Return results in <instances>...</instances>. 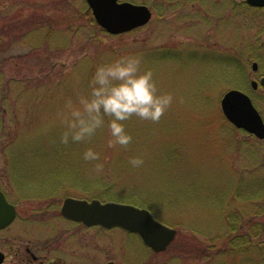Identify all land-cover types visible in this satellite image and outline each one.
<instances>
[{"label": "rangeland", "instance_id": "374dc122", "mask_svg": "<svg viewBox=\"0 0 264 264\" xmlns=\"http://www.w3.org/2000/svg\"><path fill=\"white\" fill-rule=\"evenodd\" d=\"M125 1L147 4L153 17L111 35L92 14L76 13L85 0H0V41L9 47L0 52V182L19 211L0 230L4 264H16L27 245L47 264H264V139L233 127L221 108L224 93L238 88L264 116V87H251L264 75V8ZM125 53L143 56L173 105L158 122L125 121L127 146L109 147L107 126L89 141L60 143L56 114L65 99L89 91L97 63ZM89 147L100 153L101 171L83 158ZM137 156L144 163L133 167ZM53 187L56 207L32 194ZM69 195L149 208L178 235L156 253L120 227L84 228L60 215Z\"/></svg>", "mask_w": 264, "mask_h": 264}, {"label": "clouds", "instance_id": "9594fccd", "mask_svg": "<svg viewBox=\"0 0 264 264\" xmlns=\"http://www.w3.org/2000/svg\"><path fill=\"white\" fill-rule=\"evenodd\" d=\"M143 65V56L138 53H125L97 63L89 80V91L75 99L66 98L56 114L62 126L60 143L89 141L107 126L109 147L127 146L133 137L125 121L136 116L158 122L173 105L175 96L162 92L154 71ZM83 158L97 161V171L104 167L99 162L100 153L92 147L86 149ZM143 163L140 156L130 160L133 167Z\"/></svg>", "mask_w": 264, "mask_h": 264}, {"label": "water", "instance_id": "95a60500", "mask_svg": "<svg viewBox=\"0 0 264 264\" xmlns=\"http://www.w3.org/2000/svg\"><path fill=\"white\" fill-rule=\"evenodd\" d=\"M246 2L251 6L264 7V0ZM86 3L96 23L110 34L131 31L147 24L152 18L151 9L143 3L125 0H86ZM256 65L254 62L255 68ZM260 82L264 85V77ZM256 83L252 81L254 86ZM221 107L225 116L237 127L264 138V120L247 93L239 89L227 91L221 100ZM61 214L87 226H119L135 232L155 252L165 251L177 234L175 228L158 221L149 209L129 203L67 197L62 203ZM15 217L16 207L8 201L0 185V229L11 224ZM5 257L0 250V264H3ZM103 264L118 263L111 260Z\"/></svg>", "mask_w": 264, "mask_h": 264}, {"label": "flooded vegetation", "instance_id": "af4514ba", "mask_svg": "<svg viewBox=\"0 0 264 264\" xmlns=\"http://www.w3.org/2000/svg\"><path fill=\"white\" fill-rule=\"evenodd\" d=\"M252 68H253V70L254 71H257L258 70V63H257V65H256V68L254 67V64L252 65ZM261 77H264V75H262ZM261 79V78H260ZM260 79H259V81L258 80H255V81H257V83H256V86H254L253 84H252V81H253V79L251 80V87H252V89H254V90H257L258 88H259V86H262V87H264V85H262L261 84V82H260ZM262 113V112H261ZM263 115V114H262ZM264 117V116H263ZM233 126V125H232ZM233 127H236V126H233ZM0 185H1V187L3 188V186H2V183L0 182ZM3 190H4V188H3ZM5 191V190H4ZM8 200L11 202V203H13L14 204V206L16 207V217H15V219H14V221L10 224V226L12 225V224H14L18 219H19V211H18V208H17V205L9 198V196H8ZM53 205V207H56V205H59V204H50L48 207H51ZM59 210V212H60V215H61V211H60V208L58 209ZM63 219H65V220H67V221H70V222H73V223H75V224H79L80 226H82V227H84V228H95V227H97L96 225H91V226H87V225H85V224H83V223H81V222H75V221H72V220H69V219H66V218H64L63 216H61ZM9 227V226H8ZM98 227H100V228H103V227H101V226H98ZM103 229H105V228H103ZM48 246V245H47ZM49 248V247H48ZM49 250H50V248H49ZM26 251H27V253L24 255V254H22L20 251L18 252V251H16L15 253H16V255H20V257H19V259H17V260H15L16 261V264H17V262L19 261V262H24L25 261V264H47V262H49V260H48V258H42L39 254H37V252L35 251V249L34 248H32V246H30V245H27L26 246ZM6 254V253H5ZM6 256H7V254H6Z\"/></svg>", "mask_w": 264, "mask_h": 264}, {"label": "trees", "instance_id": "16d2710c", "mask_svg": "<svg viewBox=\"0 0 264 264\" xmlns=\"http://www.w3.org/2000/svg\"><path fill=\"white\" fill-rule=\"evenodd\" d=\"M85 6V7H84ZM82 7H83V9H76V13L78 12V14H80L81 16H90L91 15V11H90V9H89V7H88V5L86 4V3H84L83 5H82ZM73 19H74V22H75V20L76 19H78V17L77 16H74L73 17ZM30 20H31V22H33L32 24H36V21L38 20H36L35 18L33 19H31L30 18ZM93 21H94V19H93ZM93 21H92V19H91V22L93 23ZM27 24H29V21H28V23ZM64 24L69 28L70 26H72L73 24H75V23H72L70 20H66V21H64ZM98 29H100L99 28V26L97 25V23L94 21V23H93ZM59 25V24H58ZM102 29V28H101ZM8 46L7 45H4L3 43H1V41H0V52H2V51H8ZM75 177H77V176H75ZM55 184V183H54ZM52 186V185H51ZM54 186V185H53ZM56 187H53V188H51L52 189V191H50V192H48V193H45V194H42V193H39V192H35V193H32L33 195L34 194H36V198L37 199H40V198H42L43 196L45 197L46 196V198L48 197H51L50 199H49V201H48V203L49 202H51V204L53 203V204H58L59 203V200L58 199H56V198H53V196H54V193H56L59 189H55ZM63 189H66L67 188V186H64V187H62ZM49 189V188H48ZM52 195V196H51Z\"/></svg>", "mask_w": 264, "mask_h": 264}]
</instances>
